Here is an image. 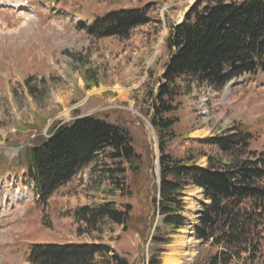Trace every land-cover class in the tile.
<instances>
[{
	"label": "rangeland",
	"instance_id": "1",
	"mask_svg": "<svg viewBox=\"0 0 264 264\" xmlns=\"http://www.w3.org/2000/svg\"><path fill=\"white\" fill-rule=\"evenodd\" d=\"M203 1L0 0V264H30L34 244H104L130 264H164L182 229L193 246L183 264L213 254L194 237L193 227L208 204L200 188L190 197L196 189L190 186L180 198L183 228L163 223L155 203L160 199V141L151 124V105L176 52L170 46L173 29ZM146 6L150 23L129 39H99L85 28L110 11ZM175 105L178 122L166 149L173 158L197 168H207L209 159H245L205 144L235 129H250V150L264 152V74L232 82L223 93L193 86ZM91 115L127 128L143 162L141 171L132 173L107 150L39 204L18 160L29 143ZM6 202L16 204L10 208ZM107 203L121 212L130 208L125 225L108 217L95 227L77 222L78 210Z\"/></svg>",
	"mask_w": 264,
	"mask_h": 264
},
{
	"label": "trees",
	"instance_id": "2",
	"mask_svg": "<svg viewBox=\"0 0 264 264\" xmlns=\"http://www.w3.org/2000/svg\"><path fill=\"white\" fill-rule=\"evenodd\" d=\"M149 13V6L114 10L90 20L85 28L95 38L129 39L136 29L150 23ZM170 46L176 52L151 105V124L161 152L160 199L155 200L159 214L166 227L183 228L180 198L186 188H200L208 204L193 227L194 237L214 252L194 264H264V152L250 150L252 131L235 129L205 143L224 155H247L245 159H209L207 168H197L189 165V160L166 153L178 122L174 115L178 98L190 94L193 86L220 92L233 81L264 74V0H204L174 27ZM107 150L113 161L125 164L132 173L141 171L143 162L127 128L94 115L76 118L53 129L47 138L29 143L16 165L24 169L27 185L43 205ZM130 211H118L113 203H107L95 209L84 207L75 218L91 227L106 217L125 225ZM28 262L130 264L104 244H34Z\"/></svg>",
	"mask_w": 264,
	"mask_h": 264
},
{
	"label": "bare ground",
	"instance_id": "3",
	"mask_svg": "<svg viewBox=\"0 0 264 264\" xmlns=\"http://www.w3.org/2000/svg\"><path fill=\"white\" fill-rule=\"evenodd\" d=\"M198 192H200V191L198 188H196L193 192L194 194H192V195L190 194V197H194L196 195V193H198ZM17 193L20 194V191L17 190ZM26 195H30V194L27 193ZM6 204L8 207L11 208V207H14L16 203L6 202ZM187 235H188V231L183 230L179 239L170 247L173 250V252L167 253L165 255L164 260H163L164 264H183L185 257L188 256V253L193 254V250L191 251V249L193 247L192 244L190 245V244H188V242H186ZM188 249H189V251H188Z\"/></svg>",
	"mask_w": 264,
	"mask_h": 264
}]
</instances>
